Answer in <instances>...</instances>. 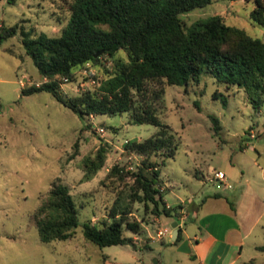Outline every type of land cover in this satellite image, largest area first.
<instances>
[{
    "label": "rangeland",
    "instance_id": "obj_1",
    "mask_svg": "<svg viewBox=\"0 0 264 264\" xmlns=\"http://www.w3.org/2000/svg\"><path fill=\"white\" fill-rule=\"evenodd\" d=\"M67 1H0V24L19 25L18 33L0 45V264H198L187 252L164 243L168 234L160 239L156 230L177 220L191 240L204 236L206 220L201 219L214 210H239L240 220L252 227L250 240L264 244V103L254 109L242 89H227L208 74L187 85H167L160 113L179 142L174 156L159 164L163 197L170 206L182 205L184 218L146 216L141 234L126 232L138 238L134 244L100 247L84 237L81 223L102 217L119 191L123 197L128 192L124 181L131 182L142 156L125 150V142L143 140L157 127L134 124L127 113L82 119L50 92L21 93L43 77L25 53L20 29L57 35L67 18ZM254 6V0H212L181 18L189 25L218 14L228 25L264 41V29L251 18ZM93 68L101 79L100 69ZM81 71L75 81L61 85L65 94L80 92L85 79ZM211 116L219 119L217 132ZM101 146L106 149L104 166L84 180L83 159L95 156ZM151 160L161 163L160 156ZM113 165L126 172L124 181L106 178ZM218 170L225 182L215 177ZM57 179L69 186L80 225L71 238L42 242L33 214ZM132 208L140 218L141 204L135 202ZM246 249L262 255L258 260L264 262V250Z\"/></svg>",
    "mask_w": 264,
    "mask_h": 264
},
{
    "label": "trees",
    "instance_id": "obj_2",
    "mask_svg": "<svg viewBox=\"0 0 264 264\" xmlns=\"http://www.w3.org/2000/svg\"><path fill=\"white\" fill-rule=\"evenodd\" d=\"M1 1V0H0ZM14 3L16 0H6ZM212 0H68L67 18L59 33L20 29L22 45L47 81L21 89L23 95L50 92L56 100L72 109L80 118L91 114L127 113L134 124H151L157 130L143 140H127L125 150L142 156L131 182L124 181L125 171L113 165L106 178L121 180L128 187L125 197L119 191L107 213L95 221L81 223L84 237L104 247L134 244L146 216L179 217L176 207L164 199L162 164L174 156L178 140L172 128L162 121L167 85L198 82L203 74L214 76L226 88L242 89L254 109L264 103V41L243 29L228 25L221 15L199 18L185 25L181 14L210 4ZM251 18L264 29V0H254ZM19 25L0 24V45L15 36ZM14 53L10 48H6ZM100 52L99 56H95ZM108 60L110 65H105ZM87 64L98 67L102 78L74 95L65 94L61 85L76 80ZM214 129L219 119L211 116ZM78 149V141L74 145ZM153 155L161 163L152 161ZM106 149L83 159V179L89 180L104 166ZM141 204L143 214L133 215V203ZM78 207L68 185L54 180L35 210L33 218L42 242L73 237L80 225ZM182 240L181 229L175 241Z\"/></svg>",
    "mask_w": 264,
    "mask_h": 264
},
{
    "label": "crops",
    "instance_id": "obj_3",
    "mask_svg": "<svg viewBox=\"0 0 264 264\" xmlns=\"http://www.w3.org/2000/svg\"><path fill=\"white\" fill-rule=\"evenodd\" d=\"M219 195L214 194L213 196L219 197ZM167 205L170 206L168 203ZM178 212L180 213V217L184 218V208L182 205ZM238 214L239 210L237 209L214 210L210 212L201 219L202 221L206 220L202 228L205 231V235L200 237L194 236L193 241L182 230L178 222L182 240L188 239L190 247V252L187 254L188 259L198 264H264V262L258 260L262 255H260L261 257L253 255L246 249L247 246H253L256 250H264V244L250 240L252 227L247 228L242 220H240ZM171 234L167 235L164 243L170 242ZM133 238L134 240L138 239L136 236H133ZM160 239H163V237ZM178 244H168V246L177 250Z\"/></svg>",
    "mask_w": 264,
    "mask_h": 264
},
{
    "label": "built area",
    "instance_id": "obj_4",
    "mask_svg": "<svg viewBox=\"0 0 264 264\" xmlns=\"http://www.w3.org/2000/svg\"><path fill=\"white\" fill-rule=\"evenodd\" d=\"M81 73L83 74V76H85V79H83V81H80V83H79L80 91H85L89 87H91V86L96 84V82H97V80L95 78L96 71H95V69L93 68L92 65L87 64V66L84 69H82ZM47 80H48L47 78H43V81H47ZM64 81L67 82V78H64ZM29 84H32V82H30V80H29ZM38 84H40V83H35V85H38ZM89 117L93 118L94 116L91 114ZM98 130L100 132H102L104 130L103 126L102 125L99 126ZM215 177L221 182L225 181V174L222 171H220V170L215 172ZM209 181L213 182L214 178L210 177ZM171 232H172L171 226L170 227L158 228L156 230V236L158 238H162L165 234H169L170 235Z\"/></svg>",
    "mask_w": 264,
    "mask_h": 264
},
{
    "label": "water",
    "instance_id": "obj_5",
    "mask_svg": "<svg viewBox=\"0 0 264 264\" xmlns=\"http://www.w3.org/2000/svg\"><path fill=\"white\" fill-rule=\"evenodd\" d=\"M100 52H97L95 54V56H99ZM170 226L172 228V234H171V237H170V241H175L178 234H179V225H178V221L177 220H174L170 223ZM177 250L180 251V252H190V247L188 245V239L185 238L183 239L177 246Z\"/></svg>",
    "mask_w": 264,
    "mask_h": 264
}]
</instances>
